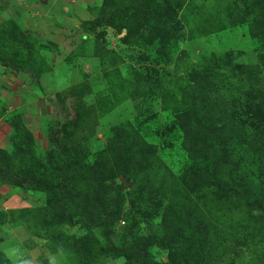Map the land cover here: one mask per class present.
I'll list each match as a JSON object with an SVG mask.
<instances>
[{
  "label": "rangeland",
  "instance_id": "1",
  "mask_svg": "<svg viewBox=\"0 0 264 264\" xmlns=\"http://www.w3.org/2000/svg\"><path fill=\"white\" fill-rule=\"evenodd\" d=\"M227 1L235 21L227 17L222 0H170V9H163L161 15L148 13L143 21L132 9L122 19L113 14V24L91 29L85 25L95 18L91 9L99 12L103 4L107 16L112 14L106 0H10L22 11L25 24L18 21L21 28L34 26L36 47L41 46L35 51L36 58H43L53 68L40 77V85L31 78L23 82L18 76L9 78L11 83L4 80L9 86L0 88V146L11 150L15 144L19 148L23 144L20 138L30 131L37 142L25 144L27 152L41 156L43 152L35 150L43 141L35 133L42 132L44 122L60 115L74 127L77 123L73 141L90 147L80 159L84 164L92 163L118 132L126 137L138 135L139 142L148 146L143 153L151 161L147 184L141 186L145 176L136 182L119 175L108 181L112 195L119 192L123 197L110 236L115 245L132 237L153 241L146 246V264H192L189 257L179 263L183 260L179 253L170 254L160 227L168 198L183 193L199 205L219 234L217 242L205 247L200 264H264V218L258 211L244 208L237 195H227L212 179L229 171L228 178L234 182L242 178L244 183L264 187V122L259 118L264 116V104L258 108L253 97L261 88L259 98L264 102V39L248 29L256 7L264 0ZM149 7L156 9L157 2L151 0ZM210 16L221 24L210 27ZM159 21L163 24L155 28ZM158 36L162 48L154 46ZM69 53L70 61L66 59ZM203 75L209 81L204 91H210L225 108L232 105V118L220 120L238 131L223 139L228 160L215 174L208 156L192 159L182 147L183 131L177 120L187 108L181 87ZM52 100L66 105L55 107ZM214 145L209 144L211 150ZM173 177L185 192L175 186L171 189ZM0 192L5 198L0 199L4 210L41 205L45 211L42 192L26 199H21L16 187L0 186ZM137 194L141 198L134 205L131 200ZM40 218L38 214L15 226L0 225L1 264H137L136 254L126 259L105 252L100 247L106 243L99 229L66 223L43 229L32 221L42 222ZM132 223L134 228L128 232ZM87 235L91 238H84ZM191 246L197 255L200 243Z\"/></svg>",
  "mask_w": 264,
  "mask_h": 264
},
{
  "label": "trees",
  "instance_id": "2",
  "mask_svg": "<svg viewBox=\"0 0 264 264\" xmlns=\"http://www.w3.org/2000/svg\"><path fill=\"white\" fill-rule=\"evenodd\" d=\"M150 1L106 0L107 6L109 8L111 6L112 14L107 16L105 5L102 4L99 12L91 9L95 18L87 23L89 25L86 23L85 25L93 29L96 25L113 24L111 19L113 14L118 13L122 19L127 10L132 9L136 11V17L142 15L143 21L148 18L146 17L148 13L158 16L161 15L163 9H170V0H153L159 7L156 9L149 7ZM222 1L226 5L227 17L235 21L233 19L235 13L232 12L231 5L227 0ZM191 6L189 5L190 8ZM255 11V16L249 21L248 29L251 35L264 39V2L257 6ZM238 15L239 18L246 17ZM182 16L187 22L188 17L184 14ZM212 19L210 16L208 21ZM210 22V27L221 24L217 20ZM158 23V25L155 24V28H160L163 24L160 21ZM160 39L159 36L155 39L154 46L159 44L161 48L164 47ZM37 43L39 42H37L34 31L22 29L15 19H9L6 23L0 24V63L11 68L15 75L28 76L40 85V77L53 67L46 65L43 58H36L35 51L41 47H36ZM66 59L70 61L72 55L69 53ZM207 82H209L207 77L203 75L193 84L181 87L185 94L183 100H185L187 108L179 113L177 120L183 131L182 147L187 150L192 159H198L201 155L208 156L214 164L213 172L215 174L220 173L219 171L223 169L228 160V151L223 147V139L229 137L230 134L237 135L238 131L233 129L234 127H229L230 122L220 120V118H232V105L225 108L224 103L216 101L210 91H204ZM261 94L262 89L257 88L254 91V96L252 95L258 108L264 104L263 100L259 98ZM51 102L55 107L66 105L62 101L61 103H57L55 100ZM61 108L64 110V107ZM68 113L69 111H67ZM19 115L21 116V114ZM79 116L82 115L79 114ZM259 118L264 122L263 115H259ZM20 119L25 123L22 116ZM220 122V127L217 129L216 126ZM72 124V121H67V118L62 115L52 122H44L42 132L35 133V136L43 141L40 149L35 150L43 152L41 156L27 152L29 149L25 144L37 142L34 133L30 131H27L24 137H21L22 139L20 138L24 145L22 144L19 148L15 144L9 151L0 147V185L18 188L22 194L20 195L21 199L22 197L26 199L30 194L38 197L40 192L45 195V211H42L41 205L31 208L15 206L8 210L0 208V225L8 222L15 226L25 218L39 214L42 222L36 219H32V221L43 229L56 227L62 223L79 225L86 230L96 228L99 229L101 238L106 243V246H100L105 252L120 254L126 259L132 254H136L137 264H146L145 257L148 255L146 246L149 247L153 241L132 237L115 245L111 240L110 225L120 215L119 206L123 197L119 192L112 195V188L108 186V181L117 175L135 180L133 182L145 176L146 180L143 179L145 183L141 182V186H145L149 175L148 165L151 164V161H148V156L144 155L143 151H146L143 147L148 146L144 142L140 143L142 141L138 135L133 134L126 137L123 133L118 132L112 142L110 141L105 148L97 152L92 163L84 164L80 162V159L90 152V147L82 141H73L77 123H75V127ZM66 141L68 142L66 143ZM212 143L215 145L211 150L209 144ZM139 144L141 146L137 148ZM219 146L221 147L219 148ZM215 151H219V153ZM79 171L84 174H80ZM228 175L229 171L226 175L219 177L215 174L216 177L212 179L224 189L227 195H230L231 192L237 195L238 199H241L240 202H244V208L258 211L259 217L264 218L263 184L260 183L255 187L249 185L248 182L244 183L242 178H238V181L234 182L228 178ZM169 186L171 189L175 186L179 191H184L180 185H177L174 177L169 182ZM235 186L238 188L234 189ZM2 195L3 192H0V199L5 200ZM155 197H157L156 194ZM186 197L187 194L183 193L182 196L172 194L168 198L161 212L160 227L163 241L170 244V254L179 253L183 259L179 263L186 262V257H189L192 259L189 263L200 264L205 255V247H210L217 242L219 234L213 223L205 217L199 205ZM140 198L141 195L137 194L136 200H131V203L135 205V202ZM133 224L127 227L128 232H132ZM84 238L90 239L91 237L87 235ZM193 242L200 243L201 250L197 255H195V248L191 246ZM186 243L189 246L185 248ZM2 258L0 255V264L2 261L4 262Z\"/></svg>",
  "mask_w": 264,
  "mask_h": 264
},
{
  "label": "crops",
  "instance_id": "3",
  "mask_svg": "<svg viewBox=\"0 0 264 264\" xmlns=\"http://www.w3.org/2000/svg\"><path fill=\"white\" fill-rule=\"evenodd\" d=\"M4 2V3H3ZM22 14V11L17 7H14L12 5V3L10 2V0H0V24L4 21V20H9L8 18L10 19H15L17 21L18 24H20L19 22H23L25 24V22L22 20V18L20 17ZM7 21H5L4 23H6ZM19 21V22H18ZM21 25V24H20ZM21 27V26H20ZM34 26L33 24L29 26H27L26 28L24 29H28V30H33ZM23 29V28H22ZM35 32V31H34ZM58 66V65H56ZM19 77V79H21L23 82H26V79L29 78L28 76H25V75H15L13 72H12V69L9 68L8 66H5V65H2L0 63V88L1 87H8L9 84L7 83H11V80H9V78H14L15 77ZM23 77V78H22ZM8 78V79H7ZM5 79H7V83L4 81ZM12 79V80H14ZM30 79V78H29ZM42 81V80H40ZM30 84V81L28 82ZM7 99H11V98H7ZM8 102V100H5ZM4 104V103H3ZM24 120L26 122V119L24 117ZM7 126V125H5ZM38 133V132H36ZM0 147H3L6 149L5 146H0ZM8 150V149H6ZM9 151V150H8ZM1 186V185H0Z\"/></svg>",
  "mask_w": 264,
  "mask_h": 264
}]
</instances>
